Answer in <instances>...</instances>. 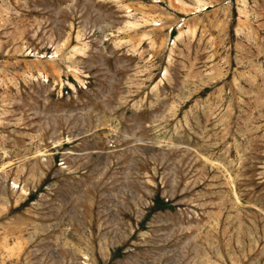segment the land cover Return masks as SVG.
<instances>
[{"label": "rangeland", "instance_id": "rangeland-1", "mask_svg": "<svg viewBox=\"0 0 264 264\" xmlns=\"http://www.w3.org/2000/svg\"><path fill=\"white\" fill-rule=\"evenodd\" d=\"M0 264H264V0H0Z\"/></svg>", "mask_w": 264, "mask_h": 264}]
</instances>
